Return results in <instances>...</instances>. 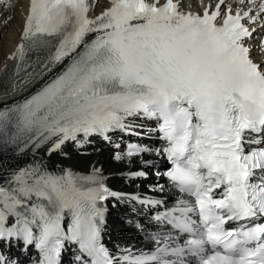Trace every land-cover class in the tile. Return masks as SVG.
<instances>
[{
	"label": "snow or ice",
	"instance_id": "snow-or-ice-1",
	"mask_svg": "<svg viewBox=\"0 0 264 264\" xmlns=\"http://www.w3.org/2000/svg\"><path fill=\"white\" fill-rule=\"evenodd\" d=\"M238 3L251 6L233 12L209 0L200 14L179 0H110L90 17L87 0H29L13 58L41 49L49 72L63 68L0 107V264H64L66 251L69 264H264V64L251 58L245 41L256 29L244 23L264 14V0ZM137 119L156 122L161 147L113 143L116 132L142 136ZM93 136L116 161L149 166L150 154L170 162L163 174L190 199L156 219L178 235H153L149 251L109 250V200L162 201L112 190L95 165L82 173L46 160ZM32 248L36 257H25Z\"/></svg>",
	"mask_w": 264,
	"mask_h": 264
},
{
	"label": "bare ground",
	"instance_id": "bare-ground-1",
	"mask_svg": "<svg viewBox=\"0 0 264 264\" xmlns=\"http://www.w3.org/2000/svg\"><path fill=\"white\" fill-rule=\"evenodd\" d=\"M216 1V0H211ZM89 4L88 15L95 17L100 15L106 8L110 7V0H87ZM209 0H205V3ZM260 0H257L259 3ZM180 9L185 12L197 13L200 11L201 1L192 0L187 6L183 0H179ZM231 6L233 12L238 8L247 10L251 5L247 3H238V0H230L226 3ZM28 4L26 0H0V107L4 105L11 106L22 99L28 97L46 83L52 76L59 72L63 65H57L49 72L52 65L45 67L46 50L36 49L27 53L24 61L19 59L17 54L13 58V53L17 52V47L21 43V35L24 26V19L28 13ZM257 14L256 11L252 15ZM264 15V14H261ZM251 28L256 29L255 34L264 33L260 30L261 24L245 20ZM260 41L257 37H252L248 42L252 46V53L256 59L264 64V54L260 51ZM255 46V47H253ZM257 46V47H256ZM67 63V60L64 62ZM147 126V125H146ZM121 140L116 137L113 143H119ZM67 156L61 153H54L50 158L51 162L60 164L64 167L76 168L89 171L92 165L102 169L107 177V183L117 184L126 188H135L140 185L146 188L147 185L163 182L160 179L155 181L154 174L159 171L156 169L162 158L156 155H145L144 159L151 160L152 164L143 166L139 158H133L129 164L127 161H116L113 157L114 149L110 144L91 137V143L85 144L82 148H77L73 143L64 146ZM122 151V144L120 145ZM11 162H15L11 157H5ZM136 168H142L148 172V178L144 181H133L126 174ZM158 193L170 194L173 190L167 185H163V190L158 189ZM139 223L143 227L137 229L134 224ZM124 228L123 230H121ZM159 229V226L152 222L147 213L134 214L132 207L127 204L115 203L112 205L110 223L108 224L109 241L117 248L128 246L150 247L153 242L150 240V232ZM17 251V249L15 250ZM31 254V253H29Z\"/></svg>",
	"mask_w": 264,
	"mask_h": 264
},
{
	"label": "rangeland",
	"instance_id": "rangeland-1",
	"mask_svg": "<svg viewBox=\"0 0 264 264\" xmlns=\"http://www.w3.org/2000/svg\"><path fill=\"white\" fill-rule=\"evenodd\" d=\"M1 38V37H0ZM124 228H122L121 230H123Z\"/></svg>",
	"mask_w": 264,
	"mask_h": 264
}]
</instances>
